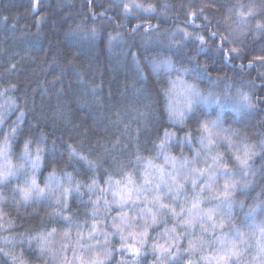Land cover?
Returning a JSON list of instances; mask_svg holds the SVG:
<instances>
[{
	"label": "trees",
	"instance_id": "obj_1",
	"mask_svg": "<svg viewBox=\"0 0 264 264\" xmlns=\"http://www.w3.org/2000/svg\"><path fill=\"white\" fill-rule=\"evenodd\" d=\"M33 2L0 0V91L10 89L8 95L15 97V104L25 112L26 130L31 128L34 135L45 132L49 145L53 139L57 141L61 148L56 153L57 160L52 161L51 155L45 154L50 163L59 162L61 155L67 159L66 143L73 144L89 158L98 160L95 176L101 186H106L104 180L108 173L105 169L112 167V157L120 158L117 147H112L113 140L119 137L118 145L122 142V146L127 145L133 151L138 147L142 156H148L147 148L156 134L162 136L165 128L175 130L168 109L170 104L176 107L183 105L185 96L181 81L199 89L212 81L216 92L222 91L227 83L251 84L253 99L259 107L257 113L249 118V129L264 131L258 123L260 116L264 115V62L253 59L264 50V36L258 39L252 38L250 33L239 36L240 51L235 53L230 51L234 45L218 38L216 44L223 45L219 51L214 47L197 51L198 41L175 43L183 38L182 32L174 35L180 29L187 27L189 31H200V25L206 22L201 16L194 23L186 24L189 8L198 9L201 0H143L144 3H151L156 12L144 17L138 10L140 19L135 16L125 19L120 0H91V3L89 0H39L36 11L32 10ZM105 8H108L105 15H94L104 12ZM212 11L206 8L204 13L208 15ZM141 20L155 27L147 32L141 28L139 32L132 33L131 25ZM77 25L96 27L98 35L89 40L70 31ZM117 33L119 37H116ZM201 33L207 35V29ZM109 34L114 37L111 42ZM225 50H229L228 55H225ZM165 58L172 61L171 69L154 71L149 64L150 60ZM13 64L15 69L9 70ZM172 82H176V87L166 95L165 90L171 88ZM10 85H15V88H10ZM93 85H99L95 95L91 91ZM146 90L153 98L149 102L167 114L169 123L160 128L148 124L133 145L129 143L124 124H131V136L136 137L138 122L133 117L146 103ZM6 104L7 96L0 97V105ZM206 109L220 111L215 103ZM237 109L243 111L242 105L236 106L228 101L224 107L228 111L227 119H234L232 112ZM4 111L8 124L16 120L17 112L8 111L6 107ZM117 113L122 118L120 123L115 122ZM81 140L83 143H78ZM105 148L109 151L105 152ZM15 152H19V147L15 148ZM10 158L13 163L17 162L15 155L10 154ZM50 163L42 166L37 174L41 185L50 171ZM145 167L146 162L141 165V175ZM74 168L85 180L93 174L80 161H73L66 171L71 172ZM148 171L150 178L154 179V170ZM132 175L136 184L140 185L137 174L132 172ZM121 177L120 174H113V186L114 181ZM6 192L11 197V189H6ZM106 195L109 201L113 200L111 191ZM133 200L144 206L135 194ZM87 202V196L78 199L74 196L70 200L71 208L75 210L72 212L74 224L88 220L91 225V213L83 211ZM47 204V201L41 200L34 205L38 207V213H33L31 208H21L17 212L9 199L4 205L9 213L6 219L13 218L14 224L0 235L38 228L40 213L48 210ZM100 204L103 205V200ZM110 208L111 211L102 217L105 225H109L111 217L121 211L115 203ZM122 210L131 214V202ZM102 212L103 207L96 219L101 218ZM45 225L59 228L66 226V222L60 216H50L45 217Z\"/></svg>",
	"mask_w": 264,
	"mask_h": 264
},
{
	"label": "clouds",
	"instance_id": "obj_2",
	"mask_svg": "<svg viewBox=\"0 0 264 264\" xmlns=\"http://www.w3.org/2000/svg\"><path fill=\"white\" fill-rule=\"evenodd\" d=\"M201 5H211L208 9L213 10L208 15L202 14L207 19L198 31L207 29V47L219 51L223 45L216 44L218 38L239 48L238 37L245 33H250L254 39L264 36V32L257 31L258 26L264 29V0H201ZM249 9L248 16L240 15ZM213 89L212 81L201 85L202 91L222 95L228 92L231 97L246 93L250 106L242 105L243 111L234 110L232 115L235 118L229 120L224 108L210 112L194 103L183 125L176 126L173 122L175 130L171 131L176 135L164 149L158 146L161 135L152 138L151 146L147 148L149 155L142 157L150 158L165 171L161 180L158 170L152 169L155 178L148 185L141 175L145 160H136V151L122 146L121 142L116 146L120 156L116 161L124 167L112 162L110 170L121 176L125 171L137 174L143 190L139 200L144 206L133 200L131 214L123 211L119 218L114 215L109 225L102 222L104 211L97 219L100 227L95 230L88 220L66 223L51 237V251L41 253L35 244L31 248L25 246L29 264H220V256L226 247L232 245L238 246L239 256H232L230 264H264V131L253 132L248 123L259 106L253 99L251 84L227 83L222 91ZM151 99L146 90V103L133 117L141 131L148 124L160 128L169 123L167 114L154 108L149 102ZM202 123H207L212 130L214 143L211 147L206 146L207 134L200 128ZM258 123L264 127V115L260 116ZM132 131L130 124L129 143L135 145ZM189 132L190 139L185 136ZM201 137L205 138L203 144ZM244 145L252 148L249 168H241L233 159V153L237 150L243 152ZM218 152L224 154L230 165L226 174L215 165L207 167L212 163L209 153L215 155ZM173 156L177 158L175 169L171 167ZM244 179L250 181L247 187L243 186ZM232 180L237 183L230 189V195H220L225 182L231 184ZM157 184H161L159 194L169 208H161L159 201L152 199ZM144 192H147L148 199H145ZM149 204L155 209V219L147 211ZM83 211L86 212L85 208ZM7 230L5 228L0 233ZM65 231L69 235L65 236ZM0 236L11 240L9 234ZM128 245H135L139 250L135 256L131 255ZM3 247L4 253H8L12 243ZM16 251L19 252L18 243ZM4 253H0V264H11L10 257Z\"/></svg>",
	"mask_w": 264,
	"mask_h": 264
},
{
	"label": "snow or ice",
	"instance_id": "obj_3",
	"mask_svg": "<svg viewBox=\"0 0 264 264\" xmlns=\"http://www.w3.org/2000/svg\"><path fill=\"white\" fill-rule=\"evenodd\" d=\"M91 3V0H89ZM120 3L123 6V16L125 19L129 16H135L137 19H140L138 10L142 11L144 17H150L156 12L155 7L151 3H144L143 0H120ZM39 7V0H34L32 4V10L36 11ZM111 7V5H109ZM211 5H201L197 8H189L187 12L189 22H195L199 20L204 10ZM108 11V8H105L102 13H94V15H105ZM251 13V9L247 13L241 12V16H248ZM204 19H207L204 16ZM39 24V21H37ZM155 26L151 23H146L145 20H141L140 23L132 24L130 31L132 33H137L141 28H145V31L152 30ZM74 33L82 35L84 38L89 40H94L98 35V29L96 27L86 28L82 25H77L74 29H70ZM257 31L264 32V29L258 26ZM182 32V40L175 41L177 44H182L184 40L198 41L197 51L207 48L208 41L207 37L198 31H189L187 27L180 29L179 32L174 35H178ZM215 36V33L212 34ZM120 34L117 33L116 37H119ZM114 39V37L109 34V42ZM226 41L225 39L221 40ZM231 52H239L240 49L233 47L230 49ZM229 50H225V55H228ZM133 56L135 54L133 53ZM254 60H259L264 62V50L262 54L257 55L253 58ZM149 64L154 71L160 69L168 70L173 67L172 61L170 59H153L149 61ZM15 65H11L9 70H14ZM186 71V69H183ZM184 96L185 102L181 107H176L174 105H169V117L173 120L174 123H179L183 125L185 118L188 115L192 105L199 102L203 107H210L211 104L215 103L219 109H223L228 101H232L234 105H246L249 104V98L246 93H238L236 97H231L228 92H225L223 95L219 93H214L212 91H202L197 88L195 85L188 84L185 81L180 82ZM176 87V82H172V86L169 89L165 90V94L168 95ZM10 88H15V85H10ZM99 88V85H93L91 91L93 95L96 93V89ZM10 89H4L0 91V97L7 96V104L0 105V231H3L5 228L11 229L14 224L13 218L6 217L9 216V213L5 211L4 205L11 199L14 203L17 212L21 208H31L33 213H38V205L41 200L47 201V209L45 212L40 213V221L38 228H27L23 232L13 233L10 232L9 235L11 240H8L4 236H0V253H4V245L7 243H12V249L8 253L11 260V264H29L27 255L25 253V246L31 248L33 244L39 249L41 253L45 251H51V237L57 232V227H46L45 217L50 216H60L68 224L73 222L72 212L75 210L71 208L70 200L75 196L77 199L81 196H87L88 202L85 203L84 208L86 212L91 213V225L95 230L97 225L96 217L101 211V207L107 213L111 211L110 205L115 203L120 206L121 211L117 212L116 216L119 218L123 212V207L128 203L133 201V195L135 194L136 199L139 200L140 194L143 191L140 185H137L135 179L132 175V172L125 171L121 179L114 181L113 186V172L110 169H105L107 176L104 180V185L101 186L100 182L95 176V170L98 168V160L89 158L87 154L79 150L73 144H67L66 142V155L67 159L63 158L61 155L59 162L50 163L46 153L51 155V160L56 161V153L61 151L60 146L57 144L55 139L52 140L51 144H48V136L45 132L41 131L38 135H34L31 128L25 129L24 126V116L25 112L15 104V97L9 96L8 92ZM5 107L8 111H15L18 113L17 118L11 124H8L7 117L5 115ZM117 115L116 123H120L122 118ZM7 124L5 128L4 125ZM215 122H213V126ZM130 125L124 124L125 133L128 134V129ZM200 128L207 134V147H211L214 141L212 140V130L209 128L207 123H202ZM140 127L138 126L135 129L136 139L140 134ZM176 133L165 128L163 135L159 139V148L164 149L165 145L173 140ZM187 138H191V133H186ZM204 137H201L202 144L204 142ZM230 141V138H227ZM78 143H83L79 141ZM120 144V138L117 137L112 141L113 149ZM19 147V152H15V148ZM127 147V145H125ZM90 151V150H89ZM109 150L105 148V152ZM10 154L15 155L16 163H13L10 158ZM252 148L249 145L243 146V152L237 150L233 153V159L241 166V168H249L250 161L252 159ZM167 158V153H165ZM211 159V164L207 167L211 168L215 165L216 168L224 170L225 174L227 173L230 165L225 158L222 152H218L215 155L209 153ZM143 157L140 154V150L137 147L136 150V160H141ZM146 162V167L143 169L144 183L146 185L151 184L153 179L150 178L151 174L149 169H156L159 172L161 180H163V173L165 169L163 166L153 164V161L150 158H143ZM113 163L118 167L123 168L124 165L121 162L116 161V157H112ZM73 161L83 162L89 169L92 170L93 174L89 175L87 179H82L78 171L74 168L73 171L69 172L66 169L69 167ZM177 158L171 157V167L175 169ZM46 163H50V171L44 177L42 185L38 182V172ZM175 179V177H172ZM15 182V183H13ZM237 181L232 180L231 184L225 182L224 191L220 193L222 196L230 195V189L235 188ZM250 181L244 179L243 186L247 187ZM11 189V197L6 192V189ZM161 184H157L156 189L154 190L153 200L159 201L161 208H169L170 206L166 203L163 196L159 194ZM203 188L201 187V191ZM111 191L113 200L109 201L107 199V193ZM147 192H144L145 199H148ZM102 194V195H101ZM95 197V198H93ZM103 200V205L101 206L100 201ZM147 211L153 215L155 219V209L150 204L147 208ZM175 212V209H172ZM208 211H211L209 209ZM65 236L69 235L67 231L64 233ZM17 237L19 240L17 241ZM17 243L19 244V252L17 253ZM129 251L132 256H135L138 253V249L135 245H128ZM239 256L238 246L232 245L226 247L223 254L220 256V264H230L232 256Z\"/></svg>",
	"mask_w": 264,
	"mask_h": 264
}]
</instances>
